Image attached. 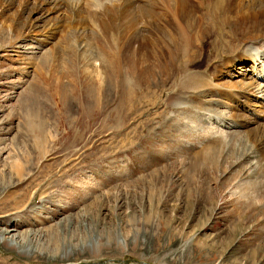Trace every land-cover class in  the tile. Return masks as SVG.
I'll return each instance as SVG.
<instances>
[{"label": "rangeland", "instance_id": "374dc122", "mask_svg": "<svg viewBox=\"0 0 264 264\" xmlns=\"http://www.w3.org/2000/svg\"><path fill=\"white\" fill-rule=\"evenodd\" d=\"M51 1L0 0V264H264V109L192 88L215 38L174 62L160 0Z\"/></svg>", "mask_w": 264, "mask_h": 264}, {"label": "bare ground", "instance_id": "6f19581e", "mask_svg": "<svg viewBox=\"0 0 264 264\" xmlns=\"http://www.w3.org/2000/svg\"><path fill=\"white\" fill-rule=\"evenodd\" d=\"M39 1L40 0H36L37 4ZM44 1L46 2V0ZM82 1L84 0H52L51 3L57 5L53 4L55 7L51 9L58 10V7L61 8V5H65L64 8L67 9H75L78 8V5H81ZM109 1L110 0H87L86 3H94L95 5L93 7L96 8V5H101L102 3V5H104ZM43 3L44 2H41L42 5H44ZM130 3L131 0H125L120 5L124 9V12L119 10L122 14L118 13V11L113 8L107 9L106 12H109L107 17L113 19L114 17L112 18L111 16L114 13L116 17L121 15L124 16L126 13L124 7L131 5ZM159 4H161V6L170 13V16H172L171 21L176 23L175 32L177 33V36H174V38L170 40L174 45V51L171 52L169 50L171 53H164V51L159 52V57L164 59V55H169V57L176 62L178 55H187L188 51L192 48V43H194L196 47H199L205 39L215 38L217 41L215 49L222 48L221 60L214 64V70L211 72L210 77L197 75L192 84V88L196 89V92L201 94L204 92L210 94L218 92L220 94L223 89L235 91L232 92V94H235L233 95L234 100H238L239 96L245 100L249 98L254 101L256 105L260 106L261 109H264V32L260 36L256 35L257 32L264 30V0H198L196 3H192V0H160ZM42 5L40 7H42ZM150 14H152L150 10H145L140 16L146 17ZM227 26L229 28L228 30L226 29ZM210 31H213L214 34L211 35ZM152 54H154V52ZM193 60H195V56H192L190 59V61ZM239 63L241 66L246 65L247 67L250 64L249 68L251 69L249 70L252 75L251 79L220 86V84L216 82L220 73L225 72V68V70L234 69L236 64ZM143 71L149 75L152 74L153 68L150 69V66H148V68L143 69ZM232 84H236V89L231 88ZM234 128L236 129V127Z\"/></svg>", "mask_w": 264, "mask_h": 264}]
</instances>
